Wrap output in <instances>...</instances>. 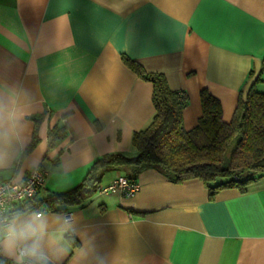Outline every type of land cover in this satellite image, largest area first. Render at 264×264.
Instances as JSON below:
<instances>
[{"label": "crops", "instance_id": "crops-1", "mask_svg": "<svg viewBox=\"0 0 264 264\" xmlns=\"http://www.w3.org/2000/svg\"><path fill=\"white\" fill-rule=\"evenodd\" d=\"M122 55L185 92V129L201 115L202 88L228 122L257 78L264 89V0H0V180L41 165L43 198L77 185L103 154L136 155L132 135L155 112L152 84ZM136 182L131 196L95 193L44 211L50 264H264V174L212 197L197 178L174 183L151 168ZM36 218L17 213L0 229L10 262L3 246Z\"/></svg>", "mask_w": 264, "mask_h": 264}, {"label": "trees", "instance_id": "trees-1", "mask_svg": "<svg viewBox=\"0 0 264 264\" xmlns=\"http://www.w3.org/2000/svg\"><path fill=\"white\" fill-rule=\"evenodd\" d=\"M123 62L141 79L152 84L151 99L155 109L149 124L132 135L135 156L106 153L95 159L83 179L62 192H50L31 200L27 210L41 205L53 212H66L83 205L110 170H120L130 180L145 169H155L171 182L201 180L212 197L217 191L237 187L241 191L264 174V89L258 90L257 78L243 98L239 95L231 119H222L218 98L202 88L199 93L201 115L197 124L185 129L182 112L187 105L184 91L169 87L163 73L149 72L126 55ZM38 120V119H37ZM63 126L49 131L51 141L58 138ZM36 141L34 130L30 146Z\"/></svg>", "mask_w": 264, "mask_h": 264}, {"label": "built area", "instance_id": "built-area-1", "mask_svg": "<svg viewBox=\"0 0 264 264\" xmlns=\"http://www.w3.org/2000/svg\"><path fill=\"white\" fill-rule=\"evenodd\" d=\"M47 170L41 165L29 168L21 179L8 178L0 180V229L8 226L17 213H31L40 217L47 210L45 206L38 210H27L31 200L44 184ZM139 189L135 180H130L124 174H117L108 183L98 186V194H120L131 196ZM0 264H14L7 260L2 252L0 238Z\"/></svg>", "mask_w": 264, "mask_h": 264}, {"label": "clouds", "instance_id": "clouds-1", "mask_svg": "<svg viewBox=\"0 0 264 264\" xmlns=\"http://www.w3.org/2000/svg\"><path fill=\"white\" fill-rule=\"evenodd\" d=\"M43 230L44 225L38 217L13 230V238L3 248L14 264H50L48 254L40 242Z\"/></svg>", "mask_w": 264, "mask_h": 264}]
</instances>
